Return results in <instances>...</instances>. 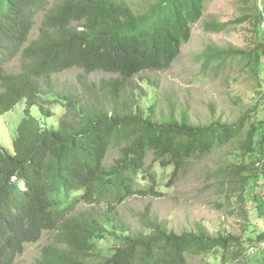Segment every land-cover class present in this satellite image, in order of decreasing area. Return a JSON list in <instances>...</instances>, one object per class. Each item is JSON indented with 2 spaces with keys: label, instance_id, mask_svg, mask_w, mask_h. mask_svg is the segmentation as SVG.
<instances>
[{
  "label": "trees",
  "instance_id": "1",
  "mask_svg": "<svg viewBox=\"0 0 264 264\" xmlns=\"http://www.w3.org/2000/svg\"><path fill=\"white\" fill-rule=\"evenodd\" d=\"M49 1L0 0V114L26 102L13 152L0 145V264H14L26 244L45 231L53 239L36 264H189L190 255H214L228 264L264 242V232L246 239L212 235L203 226L179 233L149 207L141 216L142 229L134 230L118 209L134 195H162L156 173L145 169L150 151L163 167L173 165L166 182L172 185L194 159L237 141L244 153L258 152L259 158L232 176L248 193L256 220L264 215V132L254 122L257 106L232 123L218 117L196 125L186 117L158 120L144 115L138 103L120 102L133 77L172 66L207 0H153L146 11L134 10L127 0H62L46 11L39 36L29 41L34 14ZM250 16L209 28L221 31ZM256 18V31L264 36V7L257 6ZM17 55L20 71L6 72V63ZM239 56L256 72L264 63V37L248 50L213 48L206 63ZM73 67L117 74L100 86L115 108L87 106L78 94L56 90L50 76ZM50 101L66 108L56 127L32 113L37 106L52 116L46 108ZM112 148L118 155L107 165ZM85 204L91 208L82 209ZM105 241L109 251L100 245Z\"/></svg>",
  "mask_w": 264,
  "mask_h": 264
},
{
  "label": "rangeland",
  "instance_id": "2",
  "mask_svg": "<svg viewBox=\"0 0 264 264\" xmlns=\"http://www.w3.org/2000/svg\"><path fill=\"white\" fill-rule=\"evenodd\" d=\"M61 1L50 0L35 12L29 41L39 36L46 11ZM127 1L134 10L146 11L153 0ZM257 6L263 11V0H207L202 18L193 26L190 40L181 47L172 66L162 71H144L133 77L120 102L132 106L138 103L144 115L150 114L158 120L170 116L177 119L186 117L196 125L208 124L218 117L232 123L249 108L257 106L254 122L260 132H264V63L255 69L256 72L240 56L226 62L206 63V57L213 48L248 50L264 37L256 31ZM247 15L251 16L246 23L230 24L221 31L209 28ZM20 66L21 58L17 55L6 63L5 70L17 73ZM117 77L111 72L96 70L86 73L82 68L73 67L52 74L49 81L56 90L78 94L87 106L101 104L111 110L116 103L100 86ZM46 106L53 112L52 116L47 117L37 106L33 107L32 113L44 125L56 127L66 108L54 101ZM25 108L26 102L22 101L13 110L0 114V145L10 152H13L18 125L26 116ZM257 153H244L239 143L234 141L194 159L182 169L173 184L168 185L166 182L173 165L163 167L155 162V154L150 151L145 169L156 173L159 180L157 189L162 195H134L119 205V212L134 230L142 229L141 216L149 207L153 216L179 233L195 231L203 226L212 235L236 234L246 239L253 232L256 236L264 232V215L256 220V213L249 209L248 193H242L240 183L232 174L237 167L251 168L259 158ZM117 155V149L112 148L106 164L110 165ZM101 207L106 208V205ZM89 208L91 206L82 205V209ZM52 239L53 233L45 231L37 242L26 244L14 264H36L42 247ZM100 245L105 251L111 247V243L106 241ZM189 264L222 263L214 255H190ZM228 264H264V242L257 244L255 249L249 246L242 258Z\"/></svg>",
  "mask_w": 264,
  "mask_h": 264
}]
</instances>
